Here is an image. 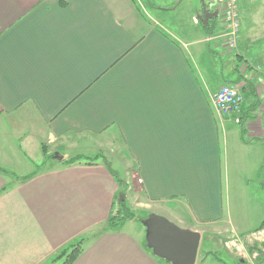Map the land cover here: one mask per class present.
Segmentation results:
<instances>
[{"label":"crops","instance_id":"obj_1","mask_svg":"<svg viewBox=\"0 0 264 264\" xmlns=\"http://www.w3.org/2000/svg\"><path fill=\"white\" fill-rule=\"evenodd\" d=\"M135 3L0 0V167L17 176L39 167L24 181L0 172V189L9 185L0 192V264H54L78 239L71 264H171L146 244L149 213L200 234L194 264H229L198 255L204 238L247 230L250 216L233 222L223 204L222 153L234 114L250 142L264 140L255 112L264 83L245 101L257 100L254 111L220 114L213 96L237 74L228 60L229 70L219 67L226 47L205 40L197 15L191 26H167L162 4L150 6L152 22ZM96 154L109 167L88 159ZM75 155L87 158L65 163ZM117 168L123 179L111 174ZM121 188L135 217L108 230Z\"/></svg>","mask_w":264,"mask_h":264},{"label":"rangeland","instance_id":"obj_2","mask_svg":"<svg viewBox=\"0 0 264 264\" xmlns=\"http://www.w3.org/2000/svg\"><path fill=\"white\" fill-rule=\"evenodd\" d=\"M134 1L137 7L152 19V22L155 21V18L159 20V17L151 11L150 6L159 7L158 5L162 4V7L167 8L164 13L161 11L163 24L167 26L182 24L191 26L192 16L195 17L198 14L202 4V0H155V3L152 2L153 0ZM206 1H210L211 5L208 7L211 8V10L215 9L218 13L215 39L217 38L216 40L226 47L222 49L226 62H224L223 65L219 63V67L223 70L227 67L229 70L231 64H229L228 61L232 62V66L237 64L235 70L237 71L236 73L240 75L237 80V74H235V80L228 84L233 85L239 91L240 87L243 86L245 82H251V80L253 82V84L251 83L253 87L255 85L258 86V84H263L264 0H237L239 31L234 46L225 43L219 36L224 25L223 11L226 0H203V2ZM212 23L213 21L210 22V25ZM199 27L202 29L200 24ZM217 50L220 52V49ZM249 75L251 79H249ZM247 78L249 80H247ZM240 81H244V83ZM263 105L264 98L258 109L255 110L254 108L253 111L255 110L260 116L262 123L260 126L264 132ZM234 115L230 118L232 121L228 122L229 130L226 137L227 144L222 153V163L224 167L222 200L225 206L228 204L230 205L231 219L233 222H240L241 216L248 214L250 219L247 221L246 229L249 230V228H252L253 230L258 226L264 216V161L259 169H253V165L259 159H264V140H260L259 142L257 140H252V142H250L251 137H248L245 128L242 131L239 129L240 124H235ZM252 115L257 116L255 113ZM236 116L240 117L239 115ZM251 123L250 121L249 125ZM88 159L94 160V156ZM117 171H115L117 172V176L123 179V172L119 171L118 168ZM251 175V180H249L248 178H250L249 176ZM253 175L257 178H253ZM120 191H123V189L121 188L119 192ZM121 197L125 199L122 195ZM126 205L129 208V204ZM137 216L139 215L137 214ZM236 229L239 230V235L248 234L245 233L247 230L243 232L242 230L244 229H240L239 227ZM253 237L255 240L261 241L264 237V231L253 234ZM251 239V236L247 237L246 235L245 237L237 236L227 241H220L217 238H213V236H206L203 244L200 246L198 255L204 257L210 256L216 259L219 258L229 264L236 263L239 260H248V263H253L255 259V257H253L254 255L246 251V244H248L246 242H251ZM238 253H243V255H239Z\"/></svg>","mask_w":264,"mask_h":264},{"label":"trees","instance_id":"obj_3","mask_svg":"<svg viewBox=\"0 0 264 264\" xmlns=\"http://www.w3.org/2000/svg\"><path fill=\"white\" fill-rule=\"evenodd\" d=\"M202 3H203V0H202ZM204 4H206V3H204ZM217 18L218 17H214V18L210 19L208 21L207 25H204L203 23L199 22L200 26L207 33V35L214 33V31L216 29ZM212 21H213V23L210 25V22H212ZM240 90H241V93L243 94V98H244L243 103L241 104V107H240V112L243 113L244 111H247L248 108L254 109V106H257V100H256V103L254 101V103L252 102L251 104H248L247 106L245 105L246 99L255 96V89H254L253 85H251L250 82H247V83L245 82L244 85L240 88ZM46 157L47 156H45V158ZM98 157H101L102 160L105 162V164L109 167V164L107 163L103 154H96L94 156V158H98ZM82 158H87V157H84L82 155H75V156L69 158L68 160H66L65 163L71 164V163H74V162H76ZM38 170H39V167L35 168V170L28 175L17 176V175H14L13 173L9 172L8 170L0 167V172L12 174L16 181H24V180L28 179L29 177H31L33 174H35ZM111 174L114 177H117L116 172L111 171ZM116 180H117L118 184L121 185V181L118 178ZM8 186L9 185H3L0 189V192L2 190L6 189ZM121 195L123 197H125V190L124 189H123V191H120L115 195V201L111 207L109 217L107 218L106 225H105V227L108 230H117L122 226V224L125 221H127L129 219H133L135 217L134 213H132L129 210V208L127 207L126 200L122 199ZM145 218L146 217H144V219H142V222L145 220ZM259 231H264V216H263L262 220L260 221V223L258 224V226L255 229H253V231H251V233L244 234L241 236V237H245L247 235V237H250V236L252 237L251 242H249V241L246 242V243H248V244H246L247 245L246 251L250 252L251 255H254L253 257H255V259H254L253 264H264V237L261 241H257V239L255 240L253 237V234L256 232H259ZM82 242H83V239H78V240L69 242L67 245H65L62 249H60L53 256L52 263H54V264H71L81 253ZM233 264H252V263L251 262L248 263V260H244V261L239 260Z\"/></svg>","mask_w":264,"mask_h":264},{"label":"water","instance_id":"obj_4","mask_svg":"<svg viewBox=\"0 0 264 264\" xmlns=\"http://www.w3.org/2000/svg\"><path fill=\"white\" fill-rule=\"evenodd\" d=\"M214 17H217L216 10L207 13L203 11L199 21L207 25ZM143 225L146 228V244L155 256L171 264H194L200 241L198 232L181 228L155 213H149Z\"/></svg>","mask_w":264,"mask_h":264},{"label":"built area","instance_id":"obj_5","mask_svg":"<svg viewBox=\"0 0 264 264\" xmlns=\"http://www.w3.org/2000/svg\"><path fill=\"white\" fill-rule=\"evenodd\" d=\"M223 14V28L220 33V37L225 43L230 46H234L238 37L239 31V19L237 11V0H226L224 3ZM215 39L214 34L207 35L206 41H212ZM243 94L235 88L233 85H222L213 96V103L222 115L228 113H239L241 104L243 103ZM236 122H239V117L235 118Z\"/></svg>","mask_w":264,"mask_h":264},{"label":"flooded vegetation","instance_id":"obj_6","mask_svg":"<svg viewBox=\"0 0 264 264\" xmlns=\"http://www.w3.org/2000/svg\"><path fill=\"white\" fill-rule=\"evenodd\" d=\"M206 9H202L201 11H204V12H209L211 9L210 8H207V7H205Z\"/></svg>","mask_w":264,"mask_h":264}]
</instances>
